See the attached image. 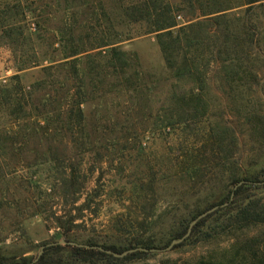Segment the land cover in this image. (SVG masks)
Here are the masks:
<instances>
[{
  "label": "rangeland",
  "instance_id": "obj_1",
  "mask_svg": "<svg viewBox=\"0 0 264 264\" xmlns=\"http://www.w3.org/2000/svg\"><path fill=\"white\" fill-rule=\"evenodd\" d=\"M149 1L0 0V256L5 262L36 259L44 245L62 244L60 226L71 218L78 242L93 240L122 251L135 238L151 239L163 250L179 240L172 237L183 220L217 200L230 174H259L264 180V1L247 6L245 0H157L174 10L173 38L153 32L152 21L129 20V10ZM218 9L227 11L218 24L191 30L200 42L191 48L187 28ZM8 18L22 28L12 36L3 28ZM69 30L78 48L105 39L125 56L118 61L103 48L76 57L81 89L63 67L76 59H63ZM176 38L179 43L172 41ZM184 57L195 59L193 74L203 81L206 114L168 127L182 107L179 99L198 92L192 77H177ZM227 58L236 59L237 67L223 62ZM49 66L53 69L46 71ZM79 89L86 100L83 130L72 133L67 122ZM219 140L225 146L220 157H228L221 166L213 159ZM194 154L203 156L199 164L191 159ZM72 173L77 191L65 194L62 181ZM252 194L264 203V188ZM83 205L88 209L79 211ZM262 233L264 226H258L247 235ZM237 237L179 246L183 241L132 264H199L223 256L241 240Z\"/></svg>",
  "mask_w": 264,
  "mask_h": 264
},
{
  "label": "trees",
  "instance_id": "obj_2",
  "mask_svg": "<svg viewBox=\"0 0 264 264\" xmlns=\"http://www.w3.org/2000/svg\"><path fill=\"white\" fill-rule=\"evenodd\" d=\"M262 1L264 0H245V5L253 6ZM225 12L227 11L222 9L204 12L203 16L213 17L207 18L201 22L199 21L197 24H192L189 28H187L190 29L191 33V39L188 41V45L192 48L200 43L199 36L193 35L191 31L193 28L201 27L203 24L208 22L218 24L217 22L225 15ZM127 16L131 22H137L140 20L152 21L153 32H164L163 35H166L169 38H173L172 30L178 26L175 21L173 8L169 4H163L157 0L145 3L140 9L136 7L129 10L127 12ZM13 21L14 20H12V18H8L5 22V26L3 27L9 36H12L14 32L22 29ZM69 31L68 35L70 37V45L68 48L65 47L63 49L65 51L64 60L76 58L87 54L90 51L103 48L108 49V56H111V58H115L118 61L122 60L125 56V54L117 48H113L114 44L111 41H107L105 39L100 41L98 46L92 45L88 48H78L75 46V41L71 40V37L74 35L73 31ZM64 32L66 31H61V33ZM179 40V38H176L172 41L174 43H179ZM160 44L163 52L167 54L168 47L165 41L160 40ZM90 58L91 56L87 55L85 60ZM236 61L237 60L233 58L223 60V62L229 63L234 68L237 67ZM167 63H169V60H167ZM183 63L184 68L181 67L177 69V77H179V79L185 76L192 77L193 81L198 85V92H192L191 95L182 96L179 99L178 102L182 107L178 108L174 115H171L167 124L168 127H173L178 124L186 125L188 122H197L204 118L206 114V107L203 105L202 99L203 81L201 77L196 76L197 78H194L195 75L193 74V71L197 69L195 59L184 57ZM79 66V58L67 61L63 64V67L69 68L71 77L79 81L82 89L84 82L82 81L83 78L80 77L82 74ZM113 67L115 69L116 66L113 65ZM52 69L53 66L45 68L46 71H50ZM81 89H79L78 93L73 94L71 97V102L73 104L72 107L74 108H71L69 111L70 117L68 118L67 123L68 130L72 133L75 130H83L84 115L81 107L85 104L86 100ZM190 104L195 105L194 107H190ZM187 109H194V112ZM46 121L49 123L50 119L47 118ZM48 123L47 126L49 125ZM210 139L214 141L216 140L214 136H211ZM217 143L219 151L218 149L217 151H214L213 154H216L217 156H214L213 159L214 162L216 160L218 161V166H221L222 161L227 160L228 157L224 156L223 158L219 155V153L222 154V148L225 147L223 140H219ZM202 157L201 155L198 156L194 154V156H191V159L199 164ZM212 169L213 168H211V171ZM196 173L197 170L194 169L191 172L190 177L196 179ZM222 174H226V171ZM74 178L75 175L72 173L70 177L67 179L65 178L62 181V187L65 194H68L70 189L77 191L74 184ZM221 180H223V177ZM226 181L227 182H224L223 186H218L220 187V194L218 195L219 197L217 200L203 210L197 209L196 212L192 213L190 219L188 218L183 220L181 223V231L174 235L172 239L183 238L187 234L190 224L194 220L208 210L217 207L215 212L207 215L205 218L197 222L192 229L191 235L179 246H183L193 239H195V242L198 243L222 236H238L237 238H240L241 240H238L237 243L230 250L224 253L223 256L219 258L211 257L209 260H203L199 264H264V233L251 237L247 235V233L252 231L254 228L264 226V203L261 200L255 199V195L252 194L255 189L264 188V180L260 179L259 174L244 173L240 175L239 173L233 172ZM218 187L214 188V190L219 191ZM85 209H88V206L83 205L79 211H83ZM75 222L76 218H71L65 224L62 225L61 223L62 226H60V228L64 231L62 235L65 237L64 245L58 242L46 244L42 247V254L32 260L29 258H22L19 262H16L15 258H11L5 262L6 259L0 256V264H132L149 257L153 253L151 250H162L159 246L155 245V242L151 239L135 238L131 240L130 243L126 245L127 247L122 251L118 250L116 245H100L93 240L78 242L77 238H73L72 236L74 229L78 227ZM239 234L244 235V237H239ZM171 242L172 241L170 240L165 247L169 246ZM78 245L94 248L79 247ZM99 248H102L103 251ZM138 248L145 249L147 251H137L120 258L107 253V251H112L115 254L121 255L124 252Z\"/></svg>",
  "mask_w": 264,
  "mask_h": 264
},
{
  "label": "water",
  "instance_id": "obj_3",
  "mask_svg": "<svg viewBox=\"0 0 264 264\" xmlns=\"http://www.w3.org/2000/svg\"><path fill=\"white\" fill-rule=\"evenodd\" d=\"M217 210V207L216 208H213L211 210H208L207 212L203 213L202 215H200L196 220H194V222L191 224L190 226V229L188 231V233L181 239L179 240H175L172 242V244L167 247L166 249H163V250H151V252H168V251H171L175 245H178L180 243H182L183 241H185L191 234V231H192V228L197 224L198 221H200L201 219L205 218L207 215L215 212ZM65 242H62V244H64ZM79 247H86V248H94V247H89V246H84V245H78ZM100 250L103 251L102 248H99ZM137 251H147L145 249H141V248H138V249H133V250H129L127 252H124L123 254L119 255V254H115L113 253L112 251H107L108 254H111V255H114L115 257H125L127 256L128 254H131V253H134V252H137Z\"/></svg>",
  "mask_w": 264,
  "mask_h": 264
}]
</instances>
